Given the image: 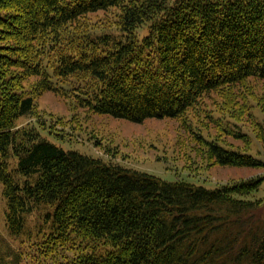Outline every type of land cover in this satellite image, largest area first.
<instances>
[{
	"label": "trees",
	"instance_id": "1",
	"mask_svg": "<svg viewBox=\"0 0 264 264\" xmlns=\"http://www.w3.org/2000/svg\"><path fill=\"white\" fill-rule=\"evenodd\" d=\"M95 13L113 24L91 25ZM247 79L264 81V0H0V264H264V199L250 197L261 178L165 180L19 123L51 91L96 114L183 124ZM195 141L216 164L263 165Z\"/></svg>",
	"mask_w": 264,
	"mask_h": 264
},
{
	"label": "rangeland",
	"instance_id": "2",
	"mask_svg": "<svg viewBox=\"0 0 264 264\" xmlns=\"http://www.w3.org/2000/svg\"><path fill=\"white\" fill-rule=\"evenodd\" d=\"M91 25L100 26L114 20L111 13L88 17ZM28 27L26 26V30ZM35 83L30 77L24 84ZM33 92H35L33 90ZM34 117H21L19 123L38 120L42 135L65 149L119 163L125 167L149 172L165 180L186 179L214 187L223 183L261 178V184L250 197L264 199V81L247 79L224 94L212 95L204 113H188L183 124L176 118H146L132 122L111 115L96 114L77 105L75 99L62 98L51 91L34 93ZM39 125V124H38ZM245 133L239 139L230 131ZM195 135L214 138L227 145L245 149L262 160L257 167L219 165L207 155ZM4 199L0 185V231L4 228ZM14 245L17 241H12ZM29 264L37 258L29 255ZM32 260V263H31ZM48 264H51L48 262Z\"/></svg>",
	"mask_w": 264,
	"mask_h": 264
}]
</instances>
